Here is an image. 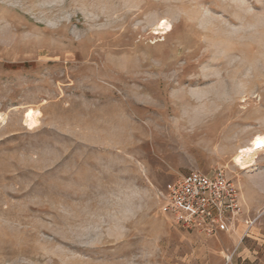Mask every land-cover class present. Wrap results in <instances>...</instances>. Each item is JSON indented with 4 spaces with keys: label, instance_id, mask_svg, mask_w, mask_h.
<instances>
[{
    "label": "rangeland",
    "instance_id": "1",
    "mask_svg": "<svg viewBox=\"0 0 264 264\" xmlns=\"http://www.w3.org/2000/svg\"><path fill=\"white\" fill-rule=\"evenodd\" d=\"M256 134L264 0H0V264H210L162 206L222 167L260 215Z\"/></svg>",
    "mask_w": 264,
    "mask_h": 264
},
{
    "label": "built area",
    "instance_id": "2",
    "mask_svg": "<svg viewBox=\"0 0 264 264\" xmlns=\"http://www.w3.org/2000/svg\"><path fill=\"white\" fill-rule=\"evenodd\" d=\"M162 211L180 228L204 237L232 232L239 223L252 227L250 214L236 181L222 167L190 171L170 188ZM231 260V256H226Z\"/></svg>",
    "mask_w": 264,
    "mask_h": 264
},
{
    "label": "crops",
    "instance_id": "3",
    "mask_svg": "<svg viewBox=\"0 0 264 264\" xmlns=\"http://www.w3.org/2000/svg\"><path fill=\"white\" fill-rule=\"evenodd\" d=\"M263 205L264 202L250 203L252 209H258ZM254 216L258 217V223L252 227L239 223L232 232H221L217 236L210 237L209 254L213 256L210 264H225V248L231 249L233 256L235 255L228 264H264V210L260 215Z\"/></svg>",
    "mask_w": 264,
    "mask_h": 264
},
{
    "label": "bare ground",
    "instance_id": "4",
    "mask_svg": "<svg viewBox=\"0 0 264 264\" xmlns=\"http://www.w3.org/2000/svg\"><path fill=\"white\" fill-rule=\"evenodd\" d=\"M37 118L38 112L31 109L26 112L25 123L30 127L35 126ZM262 150H264V134H256L253 136L249 146L241 147L236 153L233 159L235 165L242 171H251L257 163L259 152Z\"/></svg>",
    "mask_w": 264,
    "mask_h": 264
}]
</instances>
